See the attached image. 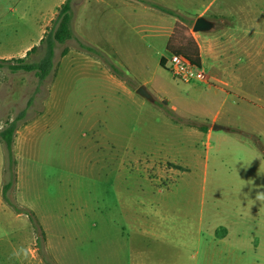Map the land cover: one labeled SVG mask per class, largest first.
I'll list each match as a JSON object with an SVG mask.
<instances>
[{
	"label": "rangeland",
	"instance_id": "obj_1",
	"mask_svg": "<svg viewBox=\"0 0 264 264\" xmlns=\"http://www.w3.org/2000/svg\"><path fill=\"white\" fill-rule=\"evenodd\" d=\"M63 1L0 0L7 47L33 41L44 18L35 51L0 60L39 62ZM84 1L70 0L72 38L44 81L0 68V130L26 111L14 177L0 140V264H264V0H213L214 29L234 11L249 30L203 58L208 84L160 65L167 38L143 6L174 13L179 48L211 0Z\"/></svg>",
	"mask_w": 264,
	"mask_h": 264
},
{
	"label": "trees",
	"instance_id": "obj_2",
	"mask_svg": "<svg viewBox=\"0 0 264 264\" xmlns=\"http://www.w3.org/2000/svg\"><path fill=\"white\" fill-rule=\"evenodd\" d=\"M150 6L159 8L163 12L174 15L172 11L158 5L150 4ZM72 18L73 11L72 6L70 5V0H64V2L57 8V13L55 18L52 20V25L46 30L40 40V44L45 48L43 58L39 62L34 63H28L26 61L25 57L38 48V46H33L26 52L25 57L11 58L10 60H0V68L5 64V66L13 73L17 71L34 72L39 78L40 82L44 81L50 75L53 69V58L56 43H63L72 38ZM170 39L168 40L166 46V49L169 53L184 55L195 65H201L199 47L193 38H190L185 46H180L179 48H172ZM97 53L102 56L99 52ZM66 54L67 49H64L62 51V56H65ZM160 65L165 67L164 58H161ZM25 115L26 111H21L20 114H18L12 121L7 122L6 126L0 130V140L4 144L7 152L8 170L11 177H14L13 167L15 165L12 153L14 136L17 131L18 122L21 121ZM11 184L12 182L9 181L4 185L2 191L4 197H6V192Z\"/></svg>",
	"mask_w": 264,
	"mask_h": 264
},
{
	"label": "crops",
	"instance_id": "obj_3",
	"mask_svg": "<svg viewBox=\"0 0 264 264\" xmlns=\"http://www.w3.org/2000/svg\"><path fill=\"white\" fill-rule=\"evenodd\" d=\"M113 1H118V0H113ZM120 1V0H119ZM122 1V0H121ZM130 0H125L124 3L125 5L129 6L130 2H128ZM163 1V0H161ZM64 2V1H63ZM62 2V3H63ZM90 0H85L84 4L87 3L89 4ZM213 2V0H211L209 3H206V5L203 7L202 10H200L195 18L199 17V16H204L205 18H207L208 20L212 21L214 24V21L212 18H209V16H207V13L209 11H211L212 5L211 3ZM61 5V4H60ZM59 5V6H60ZM16 6V5H15ZM132 6V5H131ZM143 10L147 11L145 13H147L150 16V19H153L154 21H156V25L158 26V28H160L159 30L162 32L161 34L164 35V37L167 38V42L171 37V34L173 33V29L174 26L177 22H179V20L173 16H171L170 14H167L166 12H162L159 11L156 8H152V7H145L143 6ZM12 9V8H11ZM14 10V9H12ZM231 14V13H230ZM233 16H231V23H229V25L222 23L223 25H221L220 28L218 29H212L209 32H202L205 33L204 36H200L198 34V32L193 33V39H195V42L197 43L198 47H199V52H200V58H201V66H203L204 64V57H206L207 59H214V58H222L224 55H226L227 53H231L233 51H231L230 49L232 48H236V46H238V42H239V35L242 33H247L249 29H245L244 27L237 28L238 23L236 24V20L233 21L234 18H236V15L233 11V13L231 14ZM226 18V17H225ZM44 18L41 19V21ZM221 22H223L225 19L221 18ZM230 19V18H229ZM41 21L37 27V34L36 37L33 41H31L30 43H26V44H20L18 47H13V46H8V44L12 43L14 38V35H5L3 37H0V57H4L5 54H10L12 52H19V51H24V50H28L30 49V47L33 46V44L36 43V38L38 37V33L39 32H44L41 26ZM245 26V24H244ZM3 27L0 26V33L3 35ZM221 36H225V40L221 41L220 38ZM161 58H164L166 61V56L164 55H160V60ZM109 72H112L108 69ZM113 77L120 82L121 84H124L125 81L124 80H119V77L117 76V74H114ZM140 84H147V81H140V83L136 86L135 90L141 86ZM211 133L208 135L210 136Z\"/></svg>",
	"mask_w": 264,
	"mask_h": 264
},
{
	"label": "built area",
	"instance_id": "obj_4",
	"mask_svg": "<svg viewBox=\"0 0 264 264\" xmlns=\"http://www.w3.org/2000/svg\"><path fill=\"white\" fill-rule=\"evenodd\" d=\"M166 67L175 77L184 82L196 81L208 84L211 79L201 65H195L186 56L181 54L171 53L166 58Z\"/></svg>",
	"mask_w": 264,
	"mask_h": 264
},
{
	"label": "water",
	"instance_id": "obj_5",
	"mask_svg": "<svg viewBox=\"0 0 264 264\" xmlns=\"http://www.w3.org/2000/svg\"><path fill=\"white\" fill-rule=\"evenodd\" d=\"M214 28V24L212 21L208 20L204 16H199L196 18L192 30L194 32H209ZM136 94L140 95L141 97L145 98L150 102H154L155 99L152 94L147 90L144 85L139 86L136 89ZM220 126L214 125L212 129H219Z\"/></svg>",
	"mask_w": 264,
	"mask_h": 264
},
{
	"label": "clouds",
	"instance_id": "obj_6",
	"mask_svg": "<svg viewBox=\"0 0 264 264\" xmlns=\"http://www.w3.org/2000/svg\"><path fill=\"white\" fill-rule=\"evenodd\" d=\"M256 200L260 201L261 204H264V192H257L256 194ZM13 256H20L23 255L25 258L27 257V252L23 249H20L19 251H14Z\"/></svg>",
	"mask_w": 264,
	"mask_h": 264
}]
</instances>
